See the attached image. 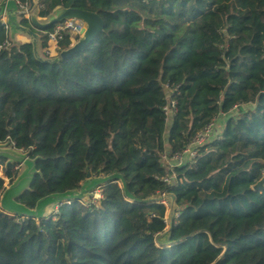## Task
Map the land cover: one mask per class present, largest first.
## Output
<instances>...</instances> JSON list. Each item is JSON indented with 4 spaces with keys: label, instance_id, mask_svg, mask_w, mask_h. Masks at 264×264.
Masks as SVG:
<instances>
[{
    "label": "trees",
    "instance_id": "obj_1",
    "mask_svg": "<svg viewBox=\"0 0 264 264\" xmlns=\"http://www.w3.org/2000/svg\"><path fill=\"white\" fill-rule=\"evenodd\" d=\"M33 1L40 19L73 8L104 29L60 59L64 37L48 63L30 42L3 48L0 22V144L38 171L16 201L35 209L92 180L102 197L39 223L0 208V264H264V0ZM222 115L195 158L166 166ZM16 166L0 158V195Z\"/></svg>",
    "mask_w": 264,
    "mask_h": 264
},
{
    "label": "water",
    "instance_id": "obj_2",
    "mask_svg": "<svg viewBox=\"0 0 264 264\" xmlns=\"http://www.w3.org/2000/svg\"><path fill=\"white\" fill-rule=\"evenodd\" d=\"M31 6V10H32ZM6 13V16L8 18V23L10 25V30L13 28L16 30H19L21 32L26 33L32 38V41L30 42L33 46L34 54L37 58L44 62L48 63H56L58 59H67L70 56L82 51L91 41L94 40V38L103 31L104 29V22L102 18L90 11H84V10H78L73 8H61L57 9L55 13L50 16L47 21L42 22L38 20L37 13H32L30 18V24L32 27H25L21 25L20 23L12 22L10 19V9L8 7V2H2L0 3V16ZM79 20L84 23V30L82 32V36L80 39L73 44L69 49L64 50L60 53L59 58H52V59H45L42 56V52L40 51L41 46L39 45L38 35L35 32L41 31L44 32L48 27L53 26L55 24L61 23L66 20ZM9 147L7 144H0V158H3L6 160V166L10 164H17L19 166H24V171L17 176V178L8 186H6L0 195V208L4 210L6 213H9L11 215H16L24 219H41L43 218L40 216V210H44L42 206H47L50 203L58 202L61 204H69L71 201L77 200L79 201L82 196L88 191L83 190L81 193L76 194L77 192H73L71 194L60 196V195H51L48 196L42 200H40L35 209H28L24 207L23 205L17 203L16 198L20 196L24 191L28 190L29 187L32 184V181L35 177V175L38 173L36 170L35 162L36 159H33L29 156L28 153L17 152L15 149L7 148ZM102 184V182H95L94 187H99V185ZM20 186H22L20 188ZM90 188V189H91ZM17 189V190H16ZM19 189V190H18ZM254 191H262L264 189V178L260 180L255 186ZM22 191V192H21ZM19 192H21L19 194ZM9 204L6 203V199L8 196H10ZM15 199V200H14ZM15 208H21L25 209L24 211L26 213H36L35 216H26L18 214V212H15ZM45 208V207H44Z\"/></svg>",
    "mask_w": 264,
    "mask_h": 264
},
{
    "label": "built area",
    "instance_id": "obj_3",
    "mask_svg": "<svg viewBox=\"0 0 264 264\" xmlns=\"http://www.w3.org/2000/svg\"><path fill=\"white\" fill-rule=\"evenodd\" d=\"M8 1L10 0H1L0 3L8 2ZM12 1H14L17 4L20 16L30 21L31 14H32L30 1L29 0L27 2H21L20 0H12ZM142 1L149 2V1H160V0H142ZM0 22L4 26L6 33L8 35V40L3 44V48H7L10 45L11 40L9 38L10 25L6 17V13L2 15ZM83 30H84V23L82 21L75 20V19L66 20L61 23L55 24V27L53 28V30L46 33L47 47L43 49L42 51L43 56L49 59L58 57L59 43L64 39V37L70 36L73 40V44H75L76 41L74 39L80 38L82 36ZM174 106H175V103L172 101L168 106L164 108V111L166 112V115H168V117L172 114ZM214 125H215V122H212L209 125H207L201 132H199L196 135L192 144L182 154H177L173 157L171 161L176 162L174 166L181 165L183 163L185 155H188L189 159H193L196 157L197 148L207 143L210 140L212 131L214 129ZM163 158L167 159L166 157H163ZM19 168L20 166L17 165L16 169H19ZM162 180L169 184L172 179L167 176L163 178ZM101 197H102L101 192L97 190L96 196L91 203L92 204L97 203L101 199ZM166 198L167 196L163 195L162 197L156 199V202L164 204L167 207ZM79 201H81V199ZM178 217H179V213L175 212L174 218H178Z\"/></svg>",
    "mask_w": 264,
    "mask_h": 264
},
{
    "label": "rangeland",
    "instance_id": "obj_4",
    "mask_svg": "<svg viewBox=\"0 0 264 264\" xmlns=\"http://www.w3.org/2000/svg\"><path fill=\"white\" fill-rule=\"evenodd\" d=\"M13 4H11L10 7H12ZM36 13V12H35ZM42 22H46L47 19H41ZM18 31L16 29H13V30H10L9 32V38L11 41L14 42V45H19V40L17 39V37L15 36L16 33ZM228 116L227 115H222L220 116V118L215 122V125H214V129L212 131V135H211V138L210 140H213L215 137H217L222 131H223V128L226 124V120H227ZM209 140V141H210ZM188 155H185L184 156V160L183 162L186 161V159H188ZM165 164L168 168H171L174 166V164H176V162L174 161H169L167 159H165ZM1 177H3L4 181H5V184H4V187L8 186L10 183H9V180L1 173ZM93 181V180H92ZM95 185V182H89L85 185H83V187L81 188V190L77 191L75 193L76 194H79L81 193L83 190H88L84 196H82L81 198V201L83 200L84 201V205L85 206H88L90 204H92L91 202L93 201V199L95 198L96 196V192L97 190H99L101 192V189H99V187H94V188H91L92 186ZM22 186H20L21 188ZM91 188V189H90ZM17 190V189H16ZM19 190V189H18ZM22 192V191H21ZM19 192V194L21 193ZM11 195L7 197L6 199V203L9 204V199H10ZM166 202H167V222L169 223V221H171L172 219V216L174 215V205L172 203V201L169 200V197L166 198ZM59 206H60V203L58 202H54V203H50V205L48 204L47 206H42V208L44 209L42 211V209L40 210V216L43 217V215H45L44 218H49L51 217L53 214H56L58 212V209H59ZM45 207V208H44ZM25 209H21V208H15V212H18V214H21V215H26V216H35L36 213H26L24 211ZM39 220L40 219H36L35 221L37 223H39Z\"/></svg>",
    "mask_w": 264,
    "mask_h": 264
},
{
    "label": "crops",
    "instance_id": "obj_5",
    "mask_svg": "<svg viewBox=\"0 0 264 264\" xmlns=\"http://www.w3.org/2000/svg\"><path fill=\"white\" fill-rule=\"evenodd\" d=\"M29 1H30L31 6L33 7V8H32V13H34V12L37 13L35 2H34L33 0H29ZM11 4H13L12 7H10ZM8 7H9V9H10V19L12 20V22L20 23L22 17H21L20 14H19V10H18L17 4H16L14 1L10 0V1H8ZM1 17H2V15L0 16V20H1ZM6 17H7V16H6ZM7 19H8V18H7ZM38 20L41 21L40 18H38ZM13 29H14V28H13ZM13 29H12V30H13ZM17 31H18V32L16 33L15 36H16L17 39L19 40V44H21V43H26V42H31V41H32V38H31L29 35H27V34L24 33V32H21V31H19V30H17ZM35 32H36L37 35H38V40H39V45H40V32L37 31V30H35ZM11 42L14 44L13 41H11ZM40 51L42 52L43 49L40 48ZM7 148L9 149V148H12V147L9 146V147H7ZM13 149H15V148H13ZM15 150H16L17 152H22L21 150H17V149H15ZM24 169H25L24 166H20V168H19V174H21V173L24 171ZM19 174H18V175H19ZM89 182H92V181H89ZM89 182H88V183H89ZM14 200H15V199H14ZM15 201H16V200H15ZM49 205H50V204H49ZM44 217H45V215H43V218H44Z\"/></svg>",
    "mask_w": 264,
    "mask_h": 264
}]
</instances>
